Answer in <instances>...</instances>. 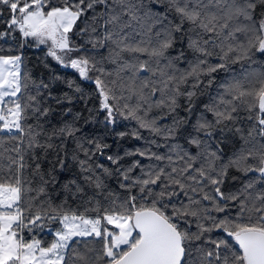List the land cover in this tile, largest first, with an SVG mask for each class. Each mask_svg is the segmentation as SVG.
Instances as JSON below:
<instances>
[{
  "label": "snow or ice",
  "instance_id": "snow-or-ice-1",
  "mask_svg": "<svg viewBox=\"0 0 264 264\" xmlns=\"http://www.w3.org/2000/svg\"><path fill=\"white\" fill-rule=\"evenodd\" d=\"M0 264H264V0H0Z\"/></svg>",
  "mask_w": 264,
  "mask_h": 264
},
{
  "label": "trees",
  "instance_id": "trees-1",
  "mask_svg": "<svg viewBox=\"0 0 264 264\" xmlns=\"http://www.w3.org/2000/svg\"><path fill=\"white\" fill-rule=\"evenodd\" d=\"M25 55H26V60H27L28 67L32 68L33 65H35L36 62H37V57L38 56H42L43 53L40 52V51L33 50V49H28V50H26ZM50 63H52L53 69L56 72H59V73L64 74V75H67L69 77H72V76L75 75L71 70L61 69L58 65L55 64V62H51L50 61ZM40 71H44L45 74H47V70H44L42 68V66L34 69V72H36V73H39ZM61 87L63 88V86H61ZM84 87L86 89L90 90L93 86L92 85H84ZM82 107H83L82 104L76 105L77 109L82 108ZM120 130H123V129H120ZM92 131L98 132L101 135L105 134V130L103 128L92 129ZM107 142L112 144V148L109 150L110 152H115L117 150L123 152L125 149L134 148V147L138 146V144L140 143L139 141H136V140H133V139H130V138H125L124 140H120V141H116V140H114L112 138H109ZM50 238L51 237H48V239H50Z\"/></svg>",
  "mask_w": 264,
  "mask_h": 264
}]
</instances>
